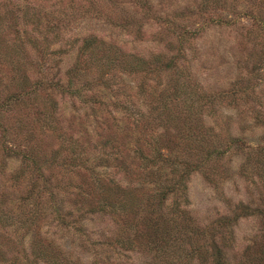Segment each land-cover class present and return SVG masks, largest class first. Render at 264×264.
<instances>
[{"label": "rangeland", "instance_id": "obj_1", "mask_svg": "<svg viewBox=\"0 0 264 264\" xmlns=\"http://www.w3.org/2000/svg\"><path fill=\"white\" fill-rule=\"evenodd\" d=\"M10 1L23 0H6ZM133 2L118 0L130 15L138 18L137 22L142 27L141 36L135 40H131L114 24L91 16L76 17L63 30V34L70 40L71 37L94 32L115 39L121 45L126 43L124 52L128 50L148 57L152 51L163 50L170 55L173 50L168 48L167 40H178L179 30L163 29L162 18L155 14L165 15L176 9L182 10L178 22L197 33L184 42L185 54L178 58L177 64L183 79H189L201 95L193 102L196 104L191 116L193 119L201 118L203 132L200 136L206 142L201 146L199 142L189 140L193 137H184L185 132L168 128L171 147L160 148L162 152L186 153L189 159L200 163L201 168L191 170L185 180L186 198L179 200L180 206L187 212V221L193 227V240L198 247L205 250L211 244L219 245L225 251L227 264L243 263L245 245L251 243L259 233H264V218L258 215V209H264V0H150L155 14L148 16L139 12ZM43 4L49 8L52 1L46 0ZM74 52L75 49L69 54H50L41 70L37 68V63L29 64L28 86L36 85L37 92L42 94H37L35 104L6 116V123L11 125L10 134L7 135L9 140L5 138L7 145L16 150L32 148L39 158H47L50 162L53 160V164L45 167L47 170L41 177L33 172H25L23 185L28 181L35 183L36 190L22 201L23 204L20 203L21 207L15 208L17 216L27 223L9 234L8 240L0 242V264H51L48 257L52 253L64 256L70 264H163L151 252L135 247L107 246L106 238L111 234L115 238L120 228V223L113 220L116 216L113 218L109 213L88 211L89 205L83 196L90 195L89 188L74 199V193H79L76 183L86 179L76 170L75 174L70 172V176L64 177L60 164L69 162L71 149L83 155L88 153L91 158L103 149L99 147L93 111L86 101L83 102L86 97L76 98L75 92L74 95H67L58 89L52 91L50 87L52 75L57 77L58 73L64 80V72L73 61ZM116 68L114 82L118 84H112L109 79L100 87L107 102L123 101V91L118 89L122 87L130 97L127 98L136 99L134 103L141 107L143 100L137 97L139 88L133 79L141 80L145 74L147 85L154 84L159 75L162 84L167 87L174 85L173 73L164 72L161 68H158L160 73L150 71L142 75H127L119 66ZM79 85L77 81L76 87ZM202 95L209 99L202 100ZM127 102L125 100L126 105ZM40 107L50 116L48 121L56 127L55 130H51L37 116L35 111ZM55 107L56 114L53 112L52 120ZM100 111L104 113L105 110ZM110 114L116 116L119 125L127 123L133 127L131 121L128 123L122 119L126 114L120 106L112 109ZM153 121L151 123L157 127L154 131L161 132L159 123ZM154 131L152 133L156 135ZM234 138L241 139L242 144L232 142ZM121 139L124 141L123 136ZM127 139L134 143V138ZM124 144L128 143L124 141ZM123 148L132 155L134 147ZM208 148L224 151L218 157L214 153L206 160ZM258 159L261 162L258 163ZM19 161V157L9 154L0 136V185L12 179L10 173ZM204 171L208 174L204 175ZM138 174L118 172L116 177H122L125 186L137 187L134 188L136 198L138 196L143 201L139 211H151V207H156L147 205V195L157 191L162 183L173 180L176 173L171 172L170 167H165L160 172L149 174L143 181ZM43 179L51 184L57 181L52 187V195L43 188ZM96 201L93 199L91 203L95 205ZM171 201L169 198L166 203ZM52 202L63 207L62 213L66 219L78 221L69 220L70 225L62 222L57 218ZM241 204L247 207V211L242 212ZM8 205L12 204L6 203L4 206ZM68 212H71V216H67ZM225 215H236L237 218L230 225L219 227L218 220ZM43 253L46 254L44 258ZM192 264H212V260L208 255L205 260L194 257Z\"/></svg>", "mask_w": 264, "mask_h": 264}, {"label": "trees", "instance_id": "obj_2", "mask_svg": "<svg viewBox=\"0 0 264 264\" xmlns=\"http://www.w3.org/2000/svg\"><path fill=\"white\" fill-rule=\"evenodd\" d=\"M44 1L46 0L9 3L0 0V136L9 154L19 157L20 160L10 173L12 179L0 185V242L8 240L9 234L26 226L27 221L17 216L18 212H15V208L21 207L20 203L35 193L36 185L29 181L23 185L25 172H33L41 177L47 170L45 167L53 164V160L50 162L47 158H39V154L32 148L16 150L7 145L5 138L8 139L11 125L6 123V116L8 113L18 112L23 107L35 104L37 96L42 94L37 92L35 83V87L28 86L29 64L37 63V68L41 70L50 54L64 55L75 49L73 61L64 72V80L58 73L57 77L52 75L50 87L52 91L58 89L67 95L70 93L74 95L75 92L76 98L86 97L83 102L86 101L87 106L93 111L94 126L98 128L96 135L99 136V147L103 149L93 154L92 158L88 153L83 155L71 149L69 162L60 165L64 177L70 176V172L75 174L76 170L86 179L79 184L76 183L79 193H74V199L85 188H89L90 195L83 196L89 205L87 210L91 213H109L113 218L116 216L113 220L115 223H120V228L115 238H112V234L106 238L107 246L126 249L135 247L144 252H151L163 264H192L194 257L205 260L207 255L211 258L212 264H227L225 251L219 245L211 244L210 247L205 245V250L198 247L193 240V227H190L191 224L187 221V212L180 206L179 200L186 198L185 180L191 170L201 168L200 163L189 159L186 153L162 152L160 148L171 147L168 128L185 132L184 137H193L189 139L192 142L200 144L206 142L200 136L203 132L201 118L193 119L191 116L194 114V104H196L193 102L195 98L200 99L201 95L189 79H183L177 64L178 58L184 57L185 54L184 42L197 31H189L178 22L182 10L176 9L171 14L156 15L150 0H133L139 12L146 16L155 14L156 17L162 18L163 29L179 30L178 40H167L168 48L173 50L170 55L158 50L152 51L146 57L128 50L124 52L126 43L121 45L117 40L102 34L91 32L71 37L70 40L63 34V30L76 17L91 16L105 23L114 24L131 40L137 39L143 32L140 23L137 22L138 18L130 15L118 0H51L52 6L49 8L43 4ZM136 9L134 11L138 13ZM117 66L127 75L148 74L150 71L160 73L161 70L158 68H161L164 72L173 73L174 85L167 87L166 84H162L160 75L154 84L147 85L145 80L148 78L145 74V78L141 80L133 79L139 88L137 97L143 100L141 107L134 103L136 99L129 100V95L122 90V87L118 89L120 92L123 91L124 100L107 102L108 99H105L100 87L109 79L112 84H118L114 82ZM77 81L80 83L78 87H76ZM204 96L202 95V100L209 99ZM125 100L131 104L127 102L126 105ZM118 106L126 114L122 119L128 123L131 121L133 127L127 123L119 125L116 116L110 114L111 110ZM41 107L40 110L35 111L37 116H40L51 130H55L56 127L48 121L50 116L45 114ZM15 108L17 110L13 111ZM100 109L105 110L104 113H101ZM53 112L56 114V107L52 111V120ZM178 119H181L183 124ZM151 121L159 123L161 132L154 131L157 127L153 126ZM124 128L127 130L123 131ZM136 128L138 129L135 131ZM121 129L123 132L118 131ZM152 131L157 134L154 135ZM122 136L127 145L122 141ZM126 137L134 138V143L131 144ZM233 141L242 144L239 138H234ZM123 147H134L131 150L132 155H129L128 150ZM205 147L210 146L205 145ZM222 151L224 150L208 148L205 158L208 160L214 153L218 157L223 153ZM258 160V163L261 162V159ZM165 167H170L171 172H175L178 177L176 178L175 174L173 180L162 183L157 191L147 195V205H154L156 208L151 207V211H139L142 209L143 201L138 196L136 198L134 188L137 187L125 186L126 184H122L124 179L117 178L116 174L139 173V179L143 181L149 174L160 172ZM205 174L208 173L204 171ZM55 184L57 181L51 184L47 179H43V188L48 190L50 195ZM169 198L172 201L166 203ZM93 199L96 201L95 205L91 203ZM6 203L12 205L4 206ZM52 206L57 218L62 222H68L70 225L72 221H78L73 218L66 219L62 213L63 207L55 202H52ZM241 206L242 212L247 211V207H243V204ZM258 211L260 212L258 215L264 218V209ZM67 216H71V212H68ZM236 218V215L221 216L217 225L226 227ZM51 255L48 257L51 264H70L62 255L53 253ZM45 256L46 254L43 253L42 258ZM243 257L244 261L240 264H264V233H259L251 243L245 245Z\"/></svg>", "mask_w": 264, "mask_h": 264}]
</instances>
